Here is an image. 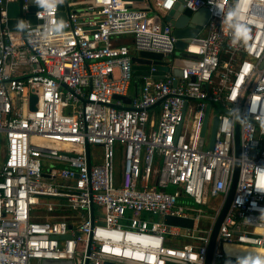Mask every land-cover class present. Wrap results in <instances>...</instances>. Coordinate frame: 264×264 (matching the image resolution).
<instances>
[{
	"label": "built area",
	"instance_id": "2783aa9c",
	"mask_svg": "<svg viewBox=\"0 0 264 264\" xmlns=\"http://www.w3.org/2000/svg\"><path fill=\"white\" fill-rule=\"evenodd\" d=\"M15 1L0 0V264H204L236 162L213 261L228 256L224 242L264 248V0H183L208 18L182 50L164 21L178 0H38L35 10L21 0L23 33L7 27ZM139 51L160 63L130 94ZM177 58L190 64L175 76Z\"/></svg>",
	"mask_w": 264,
	"mask_h": 264
},
{
	"label": "water",
	"instance_id": "95a60500",
	"mask_svg": "<svg viewBox=\"0 0 264 264\" xmlns=\"http://www.w3.org/2000/svg\"><path fill=\"white\" fill-rule=\"evenodd\" d=\"M31 2L30 9L35 10L39 8V5L36 4L38 0H29ZM21 4V0H17L15 2H9L7 3V15H8V20H7V27L10 30H20L21 33H23L24 30V24H23V17L20 12H18V7ZM184 1L183 0H178V2L165 13L164 16V21L170 22L171 25L173 26V33L177 37V42L175 44L176 48L179 50H182L183 47L186 44V41L188 38L194 37L200 33L202 30L203 25L206 23L207 18H208V10L205 7H201L200 9L196 11H192L186 7H184ZM60 12L57 14V20L62 21L65 18V13L66 11L69 10V6L67 4V1L65 4L59 5ZM19 17V21L16 19V17ZM28 19L30 23H34L36 20L33 15H29ZM157 21V19H155ZM164 23V22H163ZM57 28H60V25L57 26ZM183 54V53H181ZM160 58L161 54L156 53V52H151V51H139L137 54L132 56V70L134 74H140L142 71H148L150 68V64L153 63H160ZM175 64L177 65L172 69V73L175 76H178L180 74V67L179 65L183 64H190V61H187L185 59H179L177 58L175 60ZM162 70H156L153 75L158 76L162 73ZM62 86L66 87L65 84H62ZM115 98L122 99L126 104L130 103V97L128 96H120V95H115ZM37 100V96L35 94H30L29 95V107L30 109H35V102ZM196 100V99H194ZM159 102H157L154 106H157ZM119 108H130L128 105L125 106H117ZM209 109H210V104L207 103L206 107L204 109V117H203V122H202V127H201V139L198 144V148L200 149L202 146V136L204 135L205 128H206V123L208 120V115H209ZM184 110V109H183ZM225 111V109H223ZM239 120L240 118H236V126H235V156L239 157L240 156V150H239V136H238V127H239ZM217 126V116L213 115V118L211 120V127H210V141H209V147H211L212 142H213V135L215 132ZM180 127V125H179ZM85 153H86V162L87 166L90 165V156H89V145L85 143ZM238 173H239V164L238 162L235 163L234 165V171H233V176L231 180V185L229 187V190L227 192L225 201L217 214V217L212 225L211 232H210V237H209V242L207 245V251L205 254V260L204 264H214L213 261V254H214V249L216 247V242H217V235H218V229L220 224L222 223L229 207L231 204V200L233 197V193L235 190L237 178H238ZM90 210L91 212L93 211V204H90ZM164 221L168 224H172L175 226H181V227H192L193 225V220L191 218H183V217H178V216H170L166 215L164 217ZM91 222H92V215H91ZM70 228L71 225H68ZM61 239L69 238V235H63L60 237ZM48 261H52V264H73L72 261L70 260H52V259H43L40 261L42 264H49ZM249 263V261H248ZM87 264V263H85Z\"/></svg>",
	"mask_w": 264,
	"mask_h": 264
},
{
	"label": "rangeland",
	"instance_id": "374dc122",
	"mask_svg": "<svg viewBox=\"0 0 264 264\" xmlns=\"http://www.w3.org/2000/svg\"><path fill=\"white\" fill-rule=\"evenodd\" d=\"M74 1L75 0H69V3L71 4V8L75 7ZM124 38H128V37H124ZM137 76H138V74L133 73L131 85L129 87V93L130 94H133L134 82L138 81ZM212 118H213V109L210 112V120L208 121V129H207L206 137L208 136V133L210 131ZM207 146H208V139H206V141H205V148ZM4 155H5V140H4L3 134H1L0 135V166H1V163L3 161ZM183 200H185V198ZM180 203L183 204L184 202L180 201ZM160 219L161 218L158 215H154L151 217V220H160ZM233 243L243 245L244 249H246V250L243 251L242 248H240L241 250H235L233 247H227V248L224 247L225 251L227 252V255L230 257H235V258L231 259L228 256H225L223 258H218L215 260V264H249L248 261L251 264H264V249H259L257 247H247L248 244H245V243H238V242H233ZM247 250L251 251V252L248 253ZM37 262L38 261L33 263V261H31L32 264H36ZM48 263L52 264L53 262L48 261ZM42 264H43V262H42Z\"/></svg>",
	"mask_w": 264,
	"mask_h": 264
},
{
	"label": "crops",
	"instance_id": "0c3cea01",
	"mask_svg": "<svg viewBox=\"0 0 264 264\" xmlns=\"http://www.w3.org/2000/svg\"><path fill=\"white\" fill-rule=\"evenodd\" d=\"M78 7H79V5H78ZM122 40L125 41L126 43L131 42V39H129V38H123ZM137 77H138V81L134 82V85H133V94L135 93V91L137 90V88L139 87V85L141 83L142 72H140V74H138ZM157 110H158V106H154V108H153L154 113H157ZM238 248H240V247H238ZM237 250H239V249H237Z\"/></svg>",
	"mask_w": 264,
	"mask_h": 264
},
{
	"label": "bare ground",
	"instance_id": "6f19581e",
	"mask_svg": "<svg viewBox=\"0 0 264 264\" xmlns=\"http://www.w3.org/2000/svg\"><path fill=\"white\" fill-rule=\"evenodd\" d=\"M23 69H26V67H22V70H23ZM222 247H223V250H224V252H225L226 255H227V252L225 251L224 247H226V248H227V247H233L235 250H237V249L241 250L240 248H242L243 251L246 250V249H244V246H243V245L236 244V243H229V242H224V243L222 244ZM238 247H240V248H238ZM247 247H256V246H247ZM257 248H259V249H264V248H261V247H257ZM247 252L250 253L251 251H248V250H247Z\"/></svg>",
	"mask_w": 264,
	"mask_h": 264
},
{
	"label": "trees",
	"instance_id": "16d2710c",
	"mask_svg": "<svg viewBox=\"0 0 264 264\" xmlns=\"http://www.w3.org/2000/svg\"><path fill=\"white\" fill-rule=\"evenodd\" d=\"M229 258L233 259V257H229Z\"/></svg>",
	"mask_w": 264,
	"mask_h": 264
}]
</instances>
